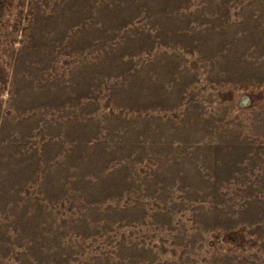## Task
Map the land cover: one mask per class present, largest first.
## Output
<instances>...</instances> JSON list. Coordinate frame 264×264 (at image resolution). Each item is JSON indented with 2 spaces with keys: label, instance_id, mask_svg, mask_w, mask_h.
Returning <instances> with one entry per match:
<instances>
[{
  "label": "rangeland",
  "instance_id": "obj_1",
  "mask_svg": "<svg viewBox=\"0 0 264 264\" xmlns=\"http://www.w3.org/2000/svg\"><path fill=\"white\" fill-rule=\"evenodd\" d=\"M0 264H264V0H0Z\"/></svg>",
  "mask_w": 264,
  "mask_h": 264
}]
</instances>
